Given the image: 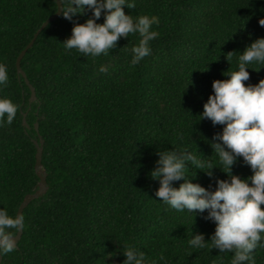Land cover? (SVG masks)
I'll use <instances>...</instances> for the list:
<instances>
[{"label":"trees","instance_id":"trees-1","mask_svg":"<svg viewBox=\"0 0 264 264\" xmlns=\"http://www.w3.org/2000/svg\"><path fill=\"white\" fill-rule=\"evenodd\" d=\"M62 3L30 102L57 2L0 0V264H264V0Z\"/></svg>","mask_w":264,"mask_h":264},{"label":"water","instance_id":"water-1","mask_svg":"<svg viewBox=\"0 0 264 264\" xmlns=\"http://www.w3.org/2000/svg\"><path fill=\"white\" fill-rule=\"evenodd\" d=\"M57 2V12L55 14H53L52 16H50L44 23L43 25L40 27V29L36 32L34 38L30 41V43L24 48V50L20 53V55L17 58V62H16V66H17V72L19 77H23L25 79L26 84L29 86L30 90H31V98H30V102H34L37 98L36 95V89L35 87L31 84L30 80L28 79L26 72L23 70L22 68V60L24 58V56L26 55L27 51L33 46V44L35 43L38 35L53 21L57 20L63 13V3L62 0H56ZM27 113H23V125L26 128H29V124L27 122ZM35 128L36 131L39 133V124L38 122H36L35 124ZM40 134V133H39ZM33 142L37 148V153H36V165H35V169H36V173L40 179L39 183H38V189L34 192V193H30L27 194L24 198V200L22 201L19 211H18V215H17V223H18V231L16 235L13 236H6V237H0V245L2 244H9L11 246H17L18 242L20 241V239L23 236V224H22V215L23 212L25 210V208L35 199L43 196L47 190H48V182H47V176L48 173L46 171V169L43 166V146H44V139L41 135H39V140L37 139H33ZM2 254L0 252V263L2 262Z\"/></svg>","mask_w":264,"mask_h":264}]
</instances>
